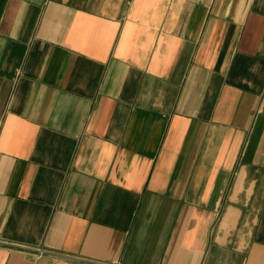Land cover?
Masks as SVG:
<instances>
[{"label": "crops", "instance_id": "0c3cea01", "mask_svg": "<svg viewBox=\"0 0 264 264\" xmlns=\"http://www.w3.org/2000/svg\"><path fill=\"white\" fill-rule=\"evenodd\" d=\"M0 119V264H264V0H0Z\"/></svg>", "mask_w": 264, "mask_h": 264}, {"label": "built area", "instance_id": "2783aa9c", "mask_svg": "<svg viewBox=\"0 0 264 264\" xmlns=\"http://www.w3.org/2000/svg\"><path fill=\"white\" fill-rule=\"evenodd\" d=\"M2 127H3V120L0 119V133H1ZM0 244H2L1 241H0ZM39 252H42V251L39 250Z\"/></svg>", "mask_w": 264, "mask_h": 264}]
</instances>
